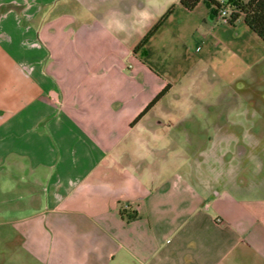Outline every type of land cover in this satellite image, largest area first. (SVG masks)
<instances>
[{"label":"crops","instance_id":"0c3cea01","mask_svg":"<svg viewBox=\"0 0 264 264\" xmlns=\"http://www.w3.org/2000/svg\"><path fill=\"white\" fill-rule=\"evenodd\" d=\"M179 1L0 0V197L47 264H264V42Z\"/></svg>","mask_w":264,"mask_h":264},{"label":"rangeland","instance_id":"374dc122","mask_svg":"<svg viewBox=\"0 0 264 264\" xmlns=\"http://www.w3.org/2000/svg\"><path fill=\"white\" fill-rule=\"evenodd\" d=\"M209 78L210 81H215L218 79V75L213 72V76H209ZM194 91L196 96L209 94V98H213V95L218 92L217 89H213L210 92L209 89L196 86L193 89ZM240 94L241 98H243L242 109L249 111L252 117L250 120L245 119L243 121L244 125L248 123L254 127L253 129L264 132V80L258 79V82L254 81L251 88L245 91L243 89ZM250 97L251 100L246 103V99ZM163 124L166 129H172L178 124V119L174 117L166 118ZM193 156L198 157L197 153H194ZM258 160L264 162V152L260 150L252 152L243 158L242 165H245V168L238 169L241 172L240 175L246 178H254L258 181L264 179V168L260 167ZM10 198L11 196L8 193L2 194L0 197V264H47V262L38 258L39 251L31 247V243L26 239L25 235L17 234L16 229L11 224L16 218V213L19 212L15 206L24 200L17 201V199Z\"/></svg>","mask_w":264,"mask_h":264},{"label":"trees","instance_id":"16d2710c","mask_svg":"<svg viewBox=\"0 0 264 264\" xmlns=\"http://www.w3.org/2000/svg\"><path fill=\"white\" fill-rule=\"evenodd\" d=\"M200 1H205L211 4L214 11L217 13L221 7L219 0H180L179 4L186 10H192ZM225 4L232 8V13L227 20L232 23L239 16H243V22L246 27L255 33L264 42V0H225ZM170 8L167 13L154 25V27L144 36L138 47L144 46L147 40L159 29L165 17L171 13ZM168 90V86L164 87L162 91L153 99L145 112L159 100ZM144 114V112L142 113ZM141 114V115H142ZM121 216H125V211H120ZM136 217L135 213L127 216V219Z\"/></svg>","mask_w":264,"mask_h":264},{"label":"built area","instance_id":"2783aa9c","mask_svg":"<svg viewBox=\"0 0 264 264\" xmlns=\"http://www.w3.org/2000/svg\"><path fill=\"white\" fill-rule=\"evenodd\" d=\"M221 3V7L216 13V17L218 20H228L231 13H232V8H230L228 5L225 4V0H219Z\"/></svg>","mask_w":264,"mask_h":264}]
</instances>
